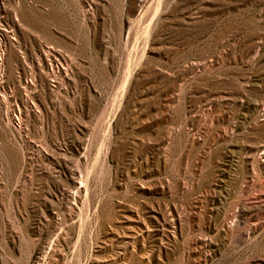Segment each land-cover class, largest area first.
I'll list each match as a JSON object with an SVG mask.
<instances>
[{"label": "rangeland", "instance_id": "1", "mask_svg": "<svg viewBox=\"0 0 264 264\" xmlns=\"http://www.w3.org/2000/svg\"><path fill=\"white\" fill-rule=\"evenodd\" d=\"M0 264H264V0H0Z\"/></svg>", "mask_w": 264, "mask_h": 264}]
</instances>
